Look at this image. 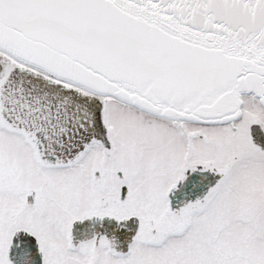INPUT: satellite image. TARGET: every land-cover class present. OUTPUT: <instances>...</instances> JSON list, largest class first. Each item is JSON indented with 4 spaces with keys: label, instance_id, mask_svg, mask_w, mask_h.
<instances>
[{
    "label": "snow or ice",
    "instance_id": "snow-or-ice-1",
    "mask_svg": "<svg viewBox=\"0 0 264 264\" xmlns=\"http://www.w3.org/2000/svg\"><path fill=\"white\" fill-rule=\"evenodd\" d=\"M0 264H264V0H0Z\"/></svg>",
    "mask_w": 264,
    "mask_h": 264
}]
</instances>
